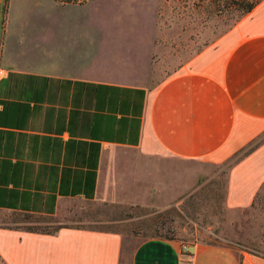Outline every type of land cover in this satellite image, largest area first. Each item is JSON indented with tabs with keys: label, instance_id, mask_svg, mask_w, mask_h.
Returning <instances> with one entry per match:
<instances>
[{
	"label": "crops",
	"instance_id": "obj_1",
	"mask_svg": "<svg viewBox=\"0 0 264 264\" xmlns=\"http://www.w3.org/2000/svg\"><path fill=\"white\" fill-rule=\"evenodd\" d=\"M32 32L6 26L0 43V210L159 202L179 177L166 162H221L264 130V0L154 86L110 70L114 59L96 57L93 42L80 58L71 42L51 47ZM263 180L264 142L230 167L226 205L248 207ZM181 244L0 226L6 264H264V254L230 245Z\"/></svg>",
	"mask_w": 264,
	"mask_h": 264
},
{
	"label": "rangeland",
	"instance_id": "obj_2",
	"mask_svg": "<svg viewBox=\"0 0 264 264\" xmlns=\"http://www.w3.org/2000/svg\"><path fill=\"white\" fill-rule=\"evenodd\" d=\"M192 3L193 0H4L0 8V43L6 26L36 30L32 36L51 47L71 42L78 46L74 52L80 58L86 56L84 46L93 42L96 57L114 59L106 65L110 70L154 86L234 24L236 11L213 13L211 19L203 20L202 7H193ZM213 10L217 12L214 6ZM256 136L231 159L264 142L258 141L264 138V130L260 137ZM224 161L169 160L167 165L179 171V177L159 202L73 199L64 202L56 213L39 217L0 210V226L38 223L51 230L66 225L150 237L151 228L163 220L168 230L160 237L185 244L215 239L264 254V190L260 197L263 201L255 208L228 207L224 192L230 167ZM0 264H6L1 257Z\"/></svg>",
	"mask_w": 264,
	"mask_h": 264
},
{
	"label": "trees",
	"instance_id": "obj_3",
	"mask_svg": "<svg viewBox=\"0 0 264 264\" xmlns=\"http://www.w3.org/2000/svg\"><path fill=\"white\" fill-rule=\"evenodd\" d=\"M63 1H75V0H63ZM260 0H193V7H202V10L204 11V16H203V20H209L212 18L213 13H217V14H221L222 12H225L226 10L230 11H236V17L234 20V23L245 13H247L248 11H250ZM213 6L216 8L217 12H215L213 10ZM207 44V43H206ZM263 132V131H262ZM260 132L257 136L260 137L261 133ZM256 136V137H257ZM260 141H264V138H260L258 140ZM258 143V142H256ZM256 146H252L250 147L248 150H246L245 152H243V154H247L249 153L252 149H254ZM242 147L239 148L238 150H236L232 155H230L228 158L225 159L224 162H229V167H231L233 164H235L237 161H239L244 155H239L238 157L231 159V156H234L237 154L238 151H241ZM264 190V180L261 183V185L259 186V188L256 190L253 199L250 203V205L248 207H257V204L262 203L263 200H261V192H263ZM225 195H226V190H225ZM26 213L27 215H35L37 217L39 216H44V215H52V214H39V213H31V212H23ZM50 218V217H49ZM35 221H37V219H35ZM165 223L166 221L163 220H159V223H156V226L151 228L153 229L152 232L150 233L151 236H158L160 237L161 235H166L167 234V228L165 227ZM62 226H66V225H61L58 227H55L54 229H47L45 228V226H42V224H27L24 226H10V227H15V228H20V229H25V230H29V231H37V232H47V233H53L55 231H57L60 227ZM77 227V226H75ZM107 230H112V229H107ZM165 230V231H164ZM112 231H118V230H112ZM120 232V231H118ZM164 238H167L164 237ZM204 243H210V244H221V245H225L222 244L220 242H218L217 240H207Z\"/></svg>",
	"mask_w": 264,
	"mask_h": 264
},
{
	"label": "built area",
	"instance_id": "obj_4",
	"mask_svg": "<svg viewBox=\"0 0 264 264\" xmlns=\"http://www.w3.org/2000/svg\"><path fill=\"white\" fill-rule=\"evenodd\" d=\"M62 1H63V0H62ZM75 1H81V0H75ZM181 249H182L183 251H185V252H188L187 244L182 243V244H181Z\"/></svg>",
	"mask_w": 264,
	"mask_h": 264
},
{
	"label": "water",
	"instance_id": "obj_5",
	"mask_svg": "<svg viewBox=\"0 0 264 264\" xmlns=\"http://www.w3.org/2000/svg\"><path fill=\"white\" fill-rule=\"evenodd\" d=\"M3 5H4V0L1 1V4H0V8L1 10L3 9ZM0 14H2V12H0Z\"/></svg>",
	"mask_w": 264,
	"mask_h": 264
}]
</instances>
